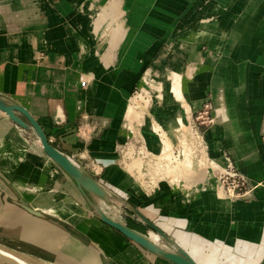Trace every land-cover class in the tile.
Here are the masks:
<instances>
[{"label": "crops", "instance_id": "obj_1", "mask_svg": "<svg viewBox=\"0 0 264 264\" xmlns=\"http://www.w3.org/2000/svg\"><path fill=\"white\" fill-rule=\"evenodd\" d=\"M96 2L0 0V97L25 106L56 148L107 190L124 193L123 206L140 210L198 264H264V143L260 135L264 126V0H116L117 62L92 66L96 46L110 33L105 30L102 37H95L92 22L99 16L93 13L108 4ZM143 39L149 42L144 45ZM164 39L157 56L167 58L166 64L172 66L167 70L183 67L182 73L192 77L181 78L191 114L210 101L218 118L213 135L208 136L207 129L204 132L206 152L223 151L256 185L250 200L218 198L212 190L194 194L191 183L182 182H162L145 191L134 185L115 160H101L115 158L116 143L127 136L128 63L136 55L137 61L144 54L154 55ZM81 56H85L83 64ZM158 63L156 59L151 68L163 70ZM164 102L179 105L173 96L164 97ZM171 110L160 113L157 109L153 114L166 123L179 112ZM0 116V206L13 204L28 218L55 230L57 248L51 235H39L40 241L30 243L50 249L59 262L91 264L85 262L83 253L101 264H112L120 249L124 252L133 241L116 231L123 240H118V251L110 246L99 225L106 224L94 214L93 202L98 197L80 191L41 149L34 130L17 126L5 114ZM94 163H99L102 172L92 169ZM14 181L63 192L72 201L65 202L66 207L83 215L82 223L35 207L29 201L31 195H22ZM125 223L140 232V226H147ZM31 226L25 217L13 229L0 225L8 233L28 229L33 235ZM61 251L73 252L79 259L62 257ZM154 256L156 264H173Z\"/></svg>", "mask_w": 264, "mask_h": 264}, {"label": "rangeland", "instance_id": "obj_2", "mask_svg": "<svg viewBox=\"0 0 264 264\" xmlns=\"http://www.w3.org/2000/svg\"><path fill=\"white\" fill-rule=\"evenodd\" d=\"M81 1H85V0H81ZM96 1H98L96 3L101 4L100 0H96ZM106 3H108V4H103V9L100 12L98 11L100 8L99 9L95 8V12L93 13L94 15L98 14V16H99V17H95L94 21L92 22V23H94L95 21H98V24H99L98 32H97L98 34L95 33L96 39L102 37L105 30H108V32H110L108 28H111L112 30L115 29V31L119 29V31H120V27H119L120 25L118 23H114L119 16V13L116 9L117 8V2H116V0H110V1L106 0ZM228 10L229 9H227V11ZM96 11H98V12L96 13ZM80 17L84 18L85 14L80 15ZM94 28H95V26H94ZM119 35L120 34L116 35V38H118ZM108 39H109L108 36L105 38H102L101 41L99 42V44L96 46V48H97L96 53L97 52L98 53H97V55H95V61L97 62L98 65H109V64L115 65V63L117 62V56H118L117 53L115 55H112V56L109 55L108 57H106L107 60H105V61L100 55V53H102V52L105 53V50H106L105 46L108 44ZM115 42L117 43V42H119V40L116 39ZM147 42H149V40L143 39L144 45ZM160 42H161L160 46L157 49L153 50V51H155L154 55H151V54L145 55L144 54L142 56H139V60H138L139 62L136 60V58H137V55H136L135 57H132L131 61L128 63L127 67L129 70V76L126 79V83H128L131 86L129 89L127 105H130L131 101L134 102L135 98L138 99L139 96L144 97L147 100V102H146L145 109L138 108L136 105L137 104V102H136V104H135L136 108L130 109V111H131L130 113H129V107H127V105H126V107H127L126 113L128 112V115L125 117L124 121H125V126L127 129V136H126V139L124 141L116 143V145H115V147H116L115 152L116 153H117L116 149L120 144H122L124 142H130V141L133 142L134 138L139 139V141H140L139 143H141L143 146H146V148L152 152H156V150H154L152 146L155 144V142L157 140H158V142H161V143H158L159 146L160 145L164 146V144H165L164 142L159 140V137L156 134H154L156 131L160 132L161 129H160V131H158L157 130L158 128L155 129L151 126L148 127L149 119H150L149 117H151V119H152L154 116L153 111H152V107L154 105H156L157 103H159V102L161 103L164 101L165 95L162 98H158V91L159 90H161L163 92H164V89L168 90V88L172 87V84H173L172 81L173 80H176L178 86L181 88V78H184L187 75L185 76L182 73L183 67H182L181 71H176V70H173V72L168 71V70H171L169 68H171L172 66L170 67L169 65L166 64L165 61H167V58L165 56H162V57L157 56V53L163 47L162 45L166 43V40L164 39V40H161ZM97 43H98V41H97ZM117 49H118V47H117ZM137 50H140V48H138ZM146 50L149 51V49H143V52H147ZM84 57L85 56L80 57V59H79L80 64H83L82 60ZM158 57H159V59H158ZM156 59H157V62L159 60V63L162 66V67H160V69H163L160 71L157 70L158 72L151 68L152 64L156 61ZM159 63H158V65H159ZM168 66H169V68L167 70ZM89 74L87 72L88 76H90ZM117 74L118 73L116 72V75ZM189 77L190 76H187V78H189ZM190 78L192 79V77H190ZM191 79H190V81H191ZM83 82H84V84H87L86 81H83ZM168 82H169V86H168ZM179 91H182V90L179 89ZM179 98L182 100V104L183 105L185 104V108L186 107L188 108V111L186 112V115H188V117H187V126H188L192 108H190L185 103L186 100H184V96L179 95ZM0 115H4V114H0ZM213 115L215 116V122L212 123L211 125H209L207 130L211 126L216 125L215 123L218 122V118L216 116V113H214ZM146 118H148V119H146ZM155 119L157 120L156 117H155ZM17 126H19V125H17ZM187 128L184 131H182L183 134L186 133L185 131L187 130ZM153 130H156V131L153 132ZM32 131H33V129H32ZM29 135L32 136V133ZM32 137L34 138L35 136H32ZM139 143H137V144L139 145ZM163 146H161L160 149L163 148ZM172 146H174V145H172ZM172 146L168 144L167 147L171 148ZM150 148L153 150H151ZM169 148H167V150H168L167 152L171 153L172 150ZM160 149H158V151ZM116 153L114 155L115 158L111 157L108 159H101V160L102 161H106V160L107 161H113V160H115L116 164L123 171H125V168H123L121 165H119V162L121 159H118V154H116ZM168 153H166V155ZM221 153L224 154L223 151H221ZM189 154H191V156L194 158L191 162L192 164L187 163L186 165H183L182 168H180V171H179L180 174L179 173L176 174V176H178L177 179H179V181H177L176 183H181V182L187 183V184L191 183V187L193 189L194 194L196 192H199V191H204L206 183L202 184V182L197 181L194 176L196 173H199V179H200V177L201 178H204V177L207 178L208 177L207 172L210 170L212 172V174H214V176H215V177L213 176L214 177V187L216 189V192H218L217 188L215 186L216 183H218L217 172H218V169L226 166L228 161H225L226 163H224V165H221V167L210 168L211 167V165H210V154L208 153V151L205 154H197V152L192 153L190 151ZM224 156L228 158V155L225 154ZM89 160L91 162L92 158ZM86 161H88L87 158H86ZM98 164L99 163H94V165L97 166V168H98ZM196 168H198V170H196ZM98 171L102 172V169L101 170L99 169ZM126 173H128V172H126ZM132 179H133V177H132ZM186 179H188L187 182L182 181V180H186ZM133 182H134V180H133ZM162 182L168 183L169 185L173 184V183L168 182V181H162ZM162 182H160V183H162ZM160 183H159V185H160ZM134 185H135V182H134ZM159 185L156 188H158ZM37 186H39V185H37ZM135 186L138 187L137 184ZM217 186H218V188L221 189V191L223 193L224 197L221 196L220 193L218 192V196L222 199L227 198V199L232 200V201L233 200H246L247 201V200H250L251 198L254 197L253 194L251 195L250 198L229 197V195L225 194V192L223 191V189L221 188L219 183L217 184ZM253 186H254V188L256 187L255 184ZM40 187L47 188V187H43V186H40ZM253 191H254V189H253ZM57 192L59 194H63L66 198L65 197H64L65 199L60 198L56 195L57 196L56 199L50 200L51 202L49 204H52V206H55L58 204L66 206L65 202L70 201L71 199L68 196H66L63 192H60V191H57ZM108 192L111 194L109 201H103L101 198H98V199L96 198V203L104 210V212L107 215H109L110 217H112L116 220H120L122 222H128V224L134 225L137 222L143 223V221L139 218L138 215H136L130 209H128L127 207L122 205L123 204L122 201H124V199H125L124 193L119 194L118 192L111 191V190H108ZM26 195H31V197H29L30 202H31V200H34L36 202V201H38L37 199H40L42 201L48 200V199L40 198L36 194L26 193ZM182 199H185V198H182ZM70 202H72V201H70ZM7 204H9V205H7ZM125 213H126V215H125ZM11 215H16V218L14 216H11ZM24 215L25 214L21 210L16 209L13 204L6 203L4 206H0V225L3 224V225L8 226L9 228L13 229V227L16 226L17 224H19L21 219L24 217H25V219H29L33 224V226H31V228L33 229L31 234L33 233V235H30V232L27 231L28 229H20L23 231L18 232V233H16L15 231H11V232L9 231V233H8V230L6 228L0 227V244H3V245L8 246L10 248H14L17 251L29 254L30 257H32L38 261H41V262L45 261V262H48V264L49 263L50 264H67V263L59 262V260H60L59 257L54 252H52L50 249L42 248L41 246L32 244V243H36L37 241H40L41 238H45V237L51 235L50 238L53 240V241H51L52 245L55 248H57L59 245L58 244L59 240H56L54 237L55 236L54 235L55 230L49 229L48 225H46L43 222H40L36 218L35 219L32 217L28 218V216H26V215L24 216ZM89 220L92 221V218ZM129 220H132V221L130 222ZM80 221H83V218H81V220H78L77 222H79V224H81L82 222H80ZM135 221H137V222H135ZM95 222H97V221L95 220ZM75 223H76V221H75ZM99 225L101 227V233L105 235L106 239H108L107 241H109V243H110L109 245L110 246H116L117 247L116 249L118 251V244L117 243H118L119 239L121 241L123 240L122 235L119 234L118 232H116V230H114L110 226H106V225L100 224V223H99ZM140 228L142 230L141 232H143L144 234L149 236L148 233L151 229L148 226L142 225V226H140ZM154 232H156V231H154ZM80 234L83 236L82 233H80ZM13 235H16L20 239L13 237ZM26 235H28V236H26ZM39 235L41 238L39 237ZM45 235H47V236H45ZM22 238L25 239L26 241L22 240ZM149 239L151 241H153L150 238V236H149ZM30 242H32V243H30ZM153 242H156V244L158 246H161L165 249H173L174 248L173 245L167 243L166 240L163 237H161L160 235H159L158 240L153 241ZM129 243L127 245V248L124 249L125 250L124 252H122L120 249L121 254L120 255H119V253L117 254V258H115L112 261V264H138L139 261H141L143 264H156L157 263L156 262L157 258L154 256L156 254H153V253L147 252V251L143 252L139 248H136V247L134 248L133 242H129ZM131 250L134 251L133 252L134 254L129 255V252H131ZM60 254L62 255V257H65V258L70 257L73 260L79 259L73 252L70 253V252H66V251H61ZM118 255L120 256V258L118 257ZM81 256L85 259V262H89L91 264H100L99 260L91 254L88 255V254L81 253ZM156 256H158V255H156ZM73 263L74 264H83L81 262H78V263L72 262L71 264H73Z\"/></svg>", "mask_w": 264, "mask_h": 264}, {"label": "bare ground", "instance_id": "obj_3", "mask_svg": "<svg viewBox=\"0 0 264 264\" xmlns=\"http://www.w3.org/2000/svg\"><path fill=\"white\" fill-rule=\"evenodd\" d=\"M92 26H93V28L95 26V28L93 30L95 31V33H97L98 32V26H99L98 21H95L94 23H92ZM118 31H119V29L116 30V31H115V29H113V30L110 31V33L108 35L109 39H108V44L105 46L106 47L105 53L101 55V57L104 59V61L107 60L106 57H108L109 55L112 56V55L116 54L117 47H118V42L116 43L115 41H116V39H118V38H116V35L119 34ZM91 60H92V62L91 61L90 62L92 64V66H93V64L96 63L95 56L93 58H91ZM88 63H87V65H88ZM172 83H173L172 87L168 88V90L165 89L164 92L161 91V90L158 91V98H162V97H164V95H165V97L166 96H173L175 98V100H179V105H172V104L171 105H167V102L166 103L164 102L165 104H163V102H161V103L159 102V103L156 104V107L154 108V110L157 112V109H158V111L161 113L162 111L163 112L167 111V108L171 107L173 110H171L169 113H171L173 111H179L177 113V116H175L172 119H168V121L166 123H162L160 118H157V120H156L154 116H153L154 119L153 118L151 119V117H149L150 119H149L148 127L151 126V127L155 128V129L158 128L157 129L158 131H160V129H161L160 132H157L156 130H153V132L156 131L154 134H156L159 137V140L164 142L167 146H168V144L171 145V146L174 145L171 148L167 147L165 144H164V146L163 145L159 146L158 143H161V142H158V140H157L155 142V144L152 146L153 149L155 150L157 145L159 146V149H160L161 146H163L164 154H166V153H168L167 152L168 151L167 148H169L171 150H172V148H176L177 151L179 152L180 157H181V163H182L181 165L183 166V165H186L187 163L192 164L191 162L193 160V158L189 154L190 146L188 147V145L186 143V140L184 138V134L182 133V131L187 128V117H188V115H186V112L188 111V108L187 107L185 108V104L183 105L182 104V100L179 98V95L183 96L182 95L183 92L179 91V89L181 90V88L178 86L176 80H173ZM136 102H137V104H136ZM146 102H147V100L144 97H142V96H139L138 99L135 98L134 102L131 101L130 105H127V107H129V113L131 112L130 109H135L136 108V105H137L138 108L145 109ZM127 115H128V112L126 113V116ZM146 119H148V118H146ZM213 128H214V125L211 126L206 131L207 132L206 134H208V136L213 135L212 134V129ZM153 149H151V150H153ZM223 156H224V154H222V153L213 154L211 152L210 153V165H211L210 168L221 167V165H224V163H226L225 161H228V163H229L228 158L225 157V156L223 157ZM96 167H95V169H96V171H98L99 169L96 168ZM196 170H198V168H196ZM207 176H208L207 178H205V177L201 178L200 177V179H199V173H196L194 177H195V179L197 181L202 180V184L206 183L204 191L205 190H212L215 193L214 194L215 197H218V198H220L218 196V192L220 193L221 196H223V193H222L221 189L218 188V186H217V184H218V183H216L217 181L215 182L216 183L215 186H216L218 192H216V189L214 187V177H215L214 174H212V172L209 170L207 172ZM177 180H179V179H177ZM13 185L23 195L24 194L26 195V193H30V194H36L40 198L48 199L47 201H42L40 199H37L38 201H36V202L34 200H31L30 203L32 205H34L35 207L39 208V209H44V210H47V211H50V212H54L58 216H60L62 218H65V219H67L68 221H71V222H75V221L77 222L78 220H81V218H83V215H80L78 213H72L70 211L71 209L67 208L66 206H63V205H60V204L52 206V204H49L51 202L50 200L56 199L57 196L60 197V198H64L65 197L63 194H59L57 192V190H53L52 188H42V187L37 186V185L26 184V183H22V182H19V181H14ZM196 196H198V195H196ZM225 199H227V198H225ZM148 234H149L150 238L153 241H157L158 238H159V234L157 232H154V231L150 230ZM154 243H156V242H154ZM165 260H167V259H165ZM167 261H169V260H167ZM170 262L173 263V264H176V263H174L172 261H170ZM0 264H48V262H45V261L41 262V261H38V260H36L34 258H29V257H27V256H25V255H23L21 253H17L16 251H14L12 249H9L8 247L0 244Z\"/></svg>", "mask_w": 264, "mask_h": 264}, {"label": "built area", "instance_id": "obj_4", "mask_svg": "<svg viewBox=\"0 0 264 264\" xmlns=\"http://www.w3.org/2000/svg\"><path fill=\"white\" fill-rule=\"evenodd\" d=\"M213 109L212 103L206 101L190 115L184 138L192 153H206L204 132L209 125L215 122ZM260 135L264 143V126ZM139 142V139L134 138L133 142H124L116 149L118 159H121L119 165L125 168V171L133 177L139 188L148 191L156 188L162 181L171 183L179 181L176 174H180L182 163L176 148H172V152L166 155L163 153V148L158 152H152ZM92 169L95 171L94 166ZM217 180L229 197L250 198L253 194L254 186L249 182L247 176L230 160L226 166L218 169Z\"/></svg>", "mask_w": 264, "mask_h": 264}, {"label": "water", "instance_id": "obj_5", "mask_svg": "<svg viewBox=\"0 0 264 264\" xmlns=\"http://www.w3.org/2000/svg\"><path fill=\"white\" fill-rule=\"evenodd\" d=\"M0 110L3 111L11 121L20 127L24 129L31 128L34 130L44 152L74 180L80 191L83 193L88 192L94 194L103 201L110 200L111 194L100 182L92 176L84 173L65 153L60 151L49 141L41 125L25 106L15 102H9L0 97ZM122 203H126L125 200L122 201ZM93 208L95 214L103 223L112 227L124 237L143 247L147 251L176 264H198L186 251L179 247L162 228L143 215L137 208H132L131 211L138 215L143 223H145L152 231H156L166 240L167 243L173 245V250L158 246L143 232L130 227L125 222L110 217L96 202H93ZM12 250L32 258L20 251L15 249Z\"/></svg>", "mask_w": 264, "mask_h": 264}, {"label": "trees", "instance_id": "obj_6", "mask_svg": "<svg viewBox=\"0 0 264 264\" xmlns=\"http://www.w3.org/2000/svg\"><path fill=\"white\" fill-rule=\"evenodd\" d=\"M142 231V230H141Z\"/></svg>", "mask_w": 264, "mask_h": 264}]
</instances>
